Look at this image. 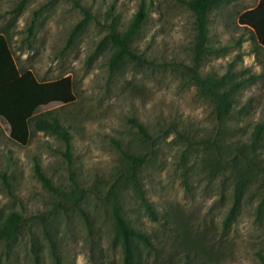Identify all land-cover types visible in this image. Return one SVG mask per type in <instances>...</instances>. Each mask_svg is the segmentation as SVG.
Returning a JSON list of instances; mask_svg holds the SVG:
<instances>
[{"label": "rangeland", "instance_id": "1", "mask_svg": "<svg viewBox=\"0 0 264 264\" xmlns=\"http://www.w3.org/2000/svg\"><path fill=\"white\" fill-rule=\"evenodd\" d=\"M21 1L0 0V33L22 71L40 80L71 77L75 100L39 113L51 110L70 129L72 152L69 160L65 141L34 123L29 143L20 145L0 119V218L23 216L18 239L0 240V264H59L49 234L60 258L72 264H124L107 196L123 168V150L145 156L140 177L157 212L152 219L131 188L122 189L125 215L152 241L137 246V264H263L261 179L225 225L235 174L214 158L218 147L232 156L234 146L250 143L264 119V47L238 23L259 0H231L209 14L201 76L245 79L225 121L192 76L196 17L183 0H26L19 10ZM143 1L150 12L132 43L140 58L112 69V46L101 41L113 28L127 30ZM84 8L89 21L70 39ZM260 152L264 158V137ZM36 157L56 190L35 174ZM75 182L84 189L81 206L68 197Z\"/></svg>", "mask_w": 264, "mask_h": 264}, {"label": "trees", "instance_id": "2", "mask_svg": "<svg viewBox=\"0 0 264 264\" xmlns=\"http://www.w3.org/2000/svg\"><path fill=\"white\" fill-rule=\"evenodd\" d=\"M229 1L231 0H183L196 17L195 65L190 70L203 94L213 100L216 117L220 121H225L231 116L234 95L245 79L232 81L228 73L222 76L207 75L203 77L198 70V62H200L201 56L209 50L207 47V26L210 12ZM26 2V0L21 1L18 9L20 10ZM83 10L86 16L73 28L70 39H73L89 21V9L84 8ZM149 12L150 6L143 1L127 30L120 32L113 28L101 41L102 44L112 46L113 51L110 58L112 69L118 68L128 59L140 58L132 49V43ZM238 23L250 30L251 38L264 47V0H259L255 6L241 12ZM33 27L34 23L29 29V34L33 33ZM74 100L75 94L70 76L54 80H40L33 71H22L17 65L7 36L0 33V119L9 126L11 140L23 146L27 145L31 138V123H34L36 130L45 131L63 139L66 144L65 153L71 160L72 133L70 129L57 116L53 115L51 110L44 113H39V110L51 103L67 104ZM139 127L140 131L148 136L145 127L142 124H139ZM263 137L264 119L255 124L250 143L234 146L232 156L224 153L221 147L216 148L215 161L225 168H232L235 174L234 201L225 219V225H229L235 220L241 208L244 194L256 178L260 177V184L264 189V158L260 152ZM122 156L123 168L117 180L110 187L107 196L112 204L114 229L121 241L124 264H137V246L141 243L151 246L152 241L147 233L136 228L125 215L122 205V189L131 188L152 219H157V212L147 197L140 177L145 156L125 150H123ZM34 171L45 187L56 190L37 157L35 158ZM83 192L84 189L78 182H75V187L68 197L74 203H78ZM78 206L81 205L78 203ZM81 211L86 220L90 222L88 213L84 210ZM263 215L264 196L258 206V218H262ZM22 230L23 216L20 213L13 211L6 217L0 218V240L15 241ZM48 237L56 261L59 264H72L60 258L55 240L50 234ZM33 249L38 252L35 247ZM262 260L264 264V257Z\"/></svg>", "mask_w": 264, "mask_h": 264}]
</instances>
